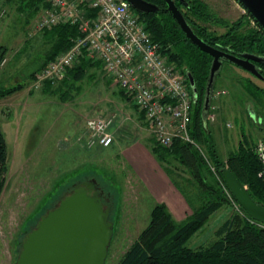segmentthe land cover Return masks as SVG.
<instances>
[{
    "label": "rangeland",
    "instance_id": "374dc122",
    "mask_svg": "<svg viewBox=\"0 0 264 264\" xmlns=\"http://www.w3.org/2000/svg\"><path fill=\"white\" fill-rule=\"evenodd\" d=\"M202 1L227 21L235 22L244 15L234 0ZM0 10L5 11L0 16V47L9 49L7 63L0 72V88L19 83L27 86L0 100L1 125L9 153L7 185L0 197V264H16L25 236L43 212L54 207L64 188L88 178L97 181L114 208V235L106 264H118L148 226L156 204L122 153L129 143L139 140L146 144L153 136L134 104L125 100L119 88L110 82L104 67L103 71L95 67L90 70L91 76L77 84L80 91L63 90L65 100L59 93L33 89L29 75L49 49L42 31L36 30L45 11L28 20L16 4L7 0H0ZM209 30L225 32L214 25H209ZM241 78H250L264 87V82L242 68L229 63L223 66L207 123L223 159L237 149L243 132L258 141L259 128L264 127L260 125L264 112L243 92ZM113 114L117 115L116 129L112 131L114 145L89 149L87 120ZM116 133H120L122 140L118 141L122 142L116 143ZM212 172L216 177L214 168ZM235 212L234 205L223 207L191 241L190 247L210 245L216 231Z\"/></svg>",
    "mask_w": 264,
    "mask_h": 264
},
{
    "label": "trees",
    "instance_id": "16d2710c",
    "mask_svg": "<svg viewBox=\"0 0 264 264\" xmlns=\"http://www.w3.org/2000/svg\"><path fill=\"white\" fill-rule=\"evenodd\" d=\"M7 1L16 4L18 11L28 20L50 8L47 0ZM145 1L158 6L159 11L147 15L137 13L152 39L161 46L162 53L168 62L174 64L185 76L192 93L194 92L188 75L193 78L197 98L193 101L190 136L202 151L195 145L180 139L175 140L170 148H166L152 137L148 148L187 202L191 214L184 221L179 222L164 203H156L151 210L148 226L122 256L118 264H264V226L251 220L244 212V214L235 212L216 231V238L210 245L190 247L191 241L218 211L225 206L233 205L227 193L229 190L223 180L222 169H230L247 187L252 198L264 206V179L259 176L264 165L256 151L259 143L264 145V127L259 128L258 141L243 132L237 149L230 152L226 159L222 158L215 136L208 125H204L202 119L203 97L213 58L187 39L163 0ZM186 1L189 6H184L177 0L176 4L200 38L214 47L228 48L235 55L249 53L264 57V34L246 14L237 21L230 22L218 17L202 0ZM209 25L223 28L225 32L222 34L212 32L209 30ZM42 36L49 45V49L45 58L40 60L30 73L31 80L51 60L69 51L81 34L76 24L67 23L43 30ZM8 52V48L0 47V72L1 63L7 59ZM96 64L83 58L68 71L65 79L46 83L42 91L53 95L59 93L65 100L66 92L63 90L67 89L66 91L69 92L68 89L73 88L80 91L81 87H77V84L83 83L91 76L90 70L95 67L103 71L102 63ZM225 64L228 63L225 62ZM258 66L264 76V64ZM109 80L113 82L110 77ZM239 85L243 92L264 112V87L250 78H241ZM25 88L27 86L20 83L12 87L0 88V100L11 97ZM119 94L131 102L121 88H119ZM66 96H69L68 93ZM134 107L138 110L135 105ZM139 117L147 126L141 113ZM260 125L264 126L263 119ZM8 160V146L0 118V197L7 185ZM212 168L216 171V177ZM83 180L86 179L74 181L66 189L64 188L63 193L70 190L75 183ZM58 202L59 199L54 207ZM111 205L114 207L113 199ZM113 213L114 208H112L111 221H113Z\"/></svg>",
    "mask_w": 264,
    "mask_h": 264
},
{
    "label": "built area",
    "instance_id": "2783aa9c",
    "mask_svg": "<svg viewBox=\"0 0 264 264\" xmlns=\"http://www.w3.org/2000/svg\"><path fill=\"white\" fill-rule=\"evenodd\" d=\"M47 1L50 8L39 20L36 30L70 23L78 26L81 37L69 51L58 55L35 74L33 89L40 90L48 82L63 80L83 58L100 62L114 84L143 115L158 144L170 148L180 139L202 151L190 136L194 96L186 78L168 62L161 46L152 39L140 15L127 0ZM4 14L0 10V16ZM6 63L7 59L1 68ZM115 123L116 114L87 120L86 146L110 148L115 140L112 132ZM256 151L264 165L263 143H259ZM259 176L264 179V166ZM227 193L237 212L244 214L231 193Z\"/></svg>",
    "mask_w": 264,
    "mask_h": 264
},
{
    "label": "water",
    "instance_id": "95a60500",
    "mask_svg": "<svg viewBox=\"0 0 264 264\" xmlns=\"http://www.w3.org/2000/svg\"><path fill=\"white\" fill-rule=\"evenodd\" d=\"M127 1L136 12L144 15L159 11L158 6L145 0ZM163 1L187 39L213 58L202 104V119L207 126L216 81L225 62L242 68L264 82L258 66L264 64V57L249 53L235 55L228 48L210 45L195 33L176 0ZM177 1L189 6L186 0ZM234 1L264 34V0ZM188 78L196 99L193 78L191 75ZM221 173L225 185L247 216L264 226V206L252 198L247 187L230 169L224 168ZM111 213L112 207L105 206L103 193L95 181L76 184L72 192L61 197L58 205L42 215L25 236L16 264H106L114 235Z\"/></svg>",
    "mask_w": 264,
    "mask_h": 264
},
{
    "label": "crops",
    "instance_id": "0c3cea01",
    "mask_svg": "<svg viewBox=\"0 0 264 264\" xmlns=\"http://www.w3.org/2000/svg\"><path fill=\"white\" fill-rule=\"evenodd\" d=\"M115 129L116 123L112 127V131ZM116 135V143L122 142L118 141L122 140L120 133H116ZM149 142L145 144L138 140L131 144L127 143V150L122 155L134 168V172L155 203H164L177 221H184L191 214V209L153 157L148 148Z\"/></svg>",
    "mask_w": 264,
    "mask_h": 264
},
{
    "label": "flooded vegetation",
    "instance_id": "af4514ba",
    "mask_svg": "<svg viewBox=\"0 0 264 264\" xmlns=\"http://www.w3.org/2000/svg\"><path fill=\"white\" fill-rule=\"evenodd\" d=\"M89 181H95V182H96V185H97L98 189L103 193V200H104L105 206H106V207H109V206H110V199L105 195L104 191L100 188V186H99V184L97 183L96 180H94V179H92V178H88V179H86V180L79 181V182H77L76 184H78V183H82V182H89ZM76 184H74V186H75ZM74 186H73L70 190L65 191V192L62 194L61 197L65 196V195H69V194L72 192ZM61 197H60V198H61Z\"/></svg>",
    "mask_w": 264,
    "mask_h": 264
}]
</instances>
